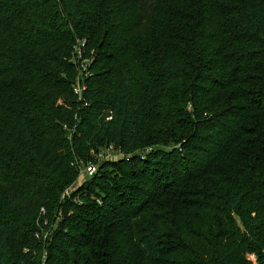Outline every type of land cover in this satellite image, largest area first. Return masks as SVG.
I'll return each mask as SVG.
<instances>
[{"label":"trees","instance_id":"16d2710c","mask_svg":"<svg viewBox=\"0 0 264 264\" xmlns=\"http://www.w3.org/2000/svg\"><path fill=\"white\" fill-rule=\"evenodd\" d=\"M0 264H264V0H0Z\"/></svg>","mask_w":264,"mask_h":264},{"label":"rangeland","instance_id":"374dc122","mask_svg":"<svg viewBox=\"0 0 264 264\" xmlns=\"http://www.w3.org/2000/svg\"><path fill=\"white\" fill-rule=\"evenodd\" d=\"M100 42L96 40L91 45H89V41L87 42L86 39L78 38L75 44V50L73 55L70 58V61L73 63L75 69L72 73V86L74 90V96H65L62 100H68L73 101L77 97V99H80L82 97V91L83 87L86 83V79L91 74V67L93 65L94 59L97 55V52L99 50ZM61 100V101H62ZM171 145L165 146V145H154V146H144L141 149L130 151L128 149H125L115 143H109L106 145H100L99 148H94V150L91 153V156L88 160H80L77 167H78V173L74 180V182L67 187L65 190L66 192L64 197H62V201L66 199H73L78 200V197H74V194L78 192L82 187L85 186V184L90 180V177L88 174L85 173V168L89 164H93L97 168V172L100 171V167L104 165L106 161H119L123 158H128L134 153L140 154L142 156H147L148 152H152L156 148H166L170 149ZM88 197H86L87 199ZM98 198L95 194L91 196V199L93 202L96 201ZM60 218H56V220L52 223L51 228L46 233L45 240H50V236L52 235V231L54 228L59 225ZM250 259L256 260L254 256H250Z\"/></svg>","mask_w":264,"mask_h":264},{"label":"built area","instance_id":"2783aa9c","mask_svg":"<svg viewBox=\"0 0 264 264\" xmlns=\"http://www.w3.org/2000/svg\"><path fill=\"white\" fill-rule=\"evenodd\" d=\"M85 173L88 174V176L91 178L93 177L96 173H97V168L95 165L93 164H89L88 166H86L85 168ZM66 192V191H65ZM65 195V193H64ZM64 197V196H63Z\"/></svg>","mask_w":264,"mask_h":264}]
</instances>
